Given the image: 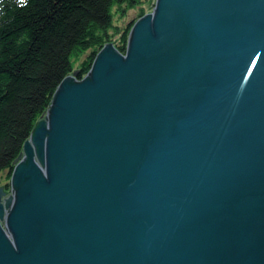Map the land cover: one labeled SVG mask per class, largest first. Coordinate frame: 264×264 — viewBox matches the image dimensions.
<instances>
[{
    "label": "water",
    "instance_id": "1",
    "mask_svg": "<svg viewBox=\"0 0 264 264\" xmlns=\"http://www.w3.org/2000/svg\"><path fill=\"white\" fill-rule=\"evenodd\" d=\"M129 22L0 179V264H264V0Z\"/></svg>",
    "mask_w": 264,
    "mask_h": 264
},
{
    "label": "trees",
    "instance_id": "2",
    "mask_svg": "<svg viewBox=\"0 0 264 264\" xmlns=\"http://www.w3.org/2000/svg\"><path fill=\"white\" fill-rule=\"evenodd\" d=\"M149 0H0V173L20 155L52 96L82 55L81 79L108 42L125 53L129 21L113 24L111 9L147 13ZM152 10V9H151Z\"/></svg>",
    "mask_w": 264,
    "mask_h": 264
},
{
    "label": "rangeland",
    "instance_id": "3",
    "mask_svg": "<svg viewBox=\"0 0 264 264\" xmlns=\"http://www.w3.org/2000/svg\"><path fill=\"white\" fill-rule=\"evenodd\" d=\"M154 0H149L148 4L146 5L147 13L151 12V9L153 7ZM112 12V21L113 24H125L128 21H131L136 16L135 9H128L125 10V13L123 14L120 12L116 6H113L111 9ZM82 58V55L78 56L77 58L73 59V71L77 70L78 63L80 59ZM3 172L0 173V179L2 178Z\"/></svg>",
    "mask_w": 264,
    "mask_h": 264
},
{
    "label": "clouds",
    "instance_id": "4",
    "mask_svg": "<svg viewBox=\"0 0 264 264\" xmlns=\"http://www.w3.org/2000/svg\"><path fill=\"white\" fill-rule=\"evenodd\" d=\"M0 10H2V9H0Z\"/></svg>",
    "mask_w": 264,
    "mask_h": 264
}]
</instances>
